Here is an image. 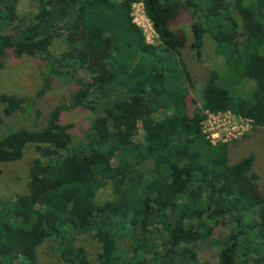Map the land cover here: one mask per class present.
<instances>
[{"label": "trees", "instance_id": "16d2710c", "mask_svg": "<svg viewBox=\"0 0 264 264\" xmlns=\"http://www.w3.org/2000/svg\"><path fill=\"white\" fill-rule=\"evenodd\" d=\"M20 1L0 0V60L38 58L48 82L39 96L53 78L76 90L40 128L0 135V165L28 146L40 155L28 192L0 201V264H36L47 240L63 264H92L74 245L89 233L99 244L94 264H264L254 156L231 163L228 143L211 144L201 128L205 112L264 127V0H36L23 16ZM137 3L157 45L133 21ZM184 12L197 60L207 40L223 60L193 90L181 55L187 36L171 29ZM55 39L64 46L57 56ZM0 102L4 116L23 109L15 96ZM71 111L93 117L64 123ZM200 247H218L217 261H200Z\"/></svg>", "mask_w": 264, "mask_h": 264}, {"label": "rangeland", "instance_id": "374dc122", "mask_svg": "<svg viewBox=\"0 0 264 264\" xmlns=\"http://www.w3.org/2000/svg\"><path fill=\"white\" fill-rule=\"evenodd\" d=\"M231 1V0H229ZM247 1V0H246ZM37 9L36 0H23L16 6V11L21 15L34 13ZM134 23L140 28L144 40L150 45H157L158 39L154 33L151 22L143 13L141 4H134L132 7ZM192 18L189 12L182 13L176 23L171 27L173 31H184L186 45L181 50L184 61L192 81V90L204 86L212 68H220L223 60L217 58L212 51V43L207 40L202 49L203 55L197 60L194 52L190 49L191 34L189 31ZM64 50V46L59 39H55L50 52L57 56ZM222 60V61H221ZM225 66V65H224ZM43 63L35 57L23 55L20 58L5 57L0 60V96L10 95L21 98L22 110H15L9 116L3 115L5 105L0 102V135H4L11 130L25 128L35 130L43 126L46 113L56 105L65 103L76 90V85H64L62 81H49L50 89L45 94L39 96L41 88L48 83L45 80V70ZM226 69V67H225ZM195 93V92H193ZM65 99V100H64ZM93 116L82 111H71L64 116V123H76L78 120L91 119ZM248 130L242 133L237 139L228 142L229 161L237 162L247 156H254V171L260 180V186H264V127L253 128L247 125ZM75 141L78 140L76 129L70 130ZM137 140H142L140 131ZM40 159L39 153L33 146L25 148L22 158L19 161L0 165V201H13L16 196L28 192L29 175L35 161ZM109 195L107 189L99 192L98 196L106 199ZM228 227L219 228L217 236L223 238L228 233ZM75 246L82 247L88 254L92 264L95 263V255L99 252V244L93 234H83L76 236ZM54 244L47 240L36 249V264H63L54 252ZM218 247H200L198 258L200 261L216 262ZM12 264H21L14 260Z\"/></svg>", "mask_w": 264, "mask_h": 264}, {"label": "built area", "instance_id": "2783aa9c", "mask_svg": "<svg viewBox=\"0 0 264 264\" xmlns=\"http://www.w3.org/2000/svg\"><path fill=\"white\" fill-rule=\"evenodd\" d=\"M204 115L205 118L201 123L202 133L211 144L228 143L237 139L248 130L247 125H251L250 120L228 112L217 114L205 112Z\"/></svg>", "mask_w": 264, "mask_h": 264}]
</instances>
